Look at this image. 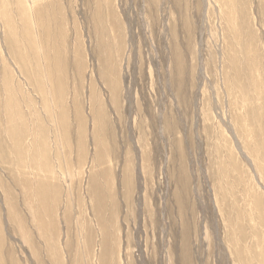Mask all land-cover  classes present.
<instances>
[{
    "label": "rangeland",
    "instance_id": "1",
    "mask_svg": "<svg viewBox=\"0 0 264 264\" xmlns=\"http://www.w3.org/2000/svg\"><path fill=\"white\" fill-rule=\"evenodd\" d=\"M0 264H264V0H0Z\"/></svg>",
    "mask_w": 264,
    "mask_h": 264
}]
</instances>
